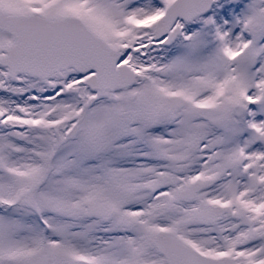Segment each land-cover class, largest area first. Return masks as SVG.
I'll use <instances>...</instances> for the list:
<instances>
[{"label": "snow or ice", "instance_id": "6c2138e0", "mask_svg": "<svg viewBox=\"0 0 264 264\" xmlns=\"http://www.w3.org/2000/svg\"><path fill=\"white\" fill-rule=\"evenodd\" d=\"M0 264H264V0H0Z\"/></svg>", "mask_w": 264, "mask_h": 264}]
</instances>
